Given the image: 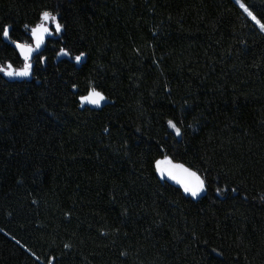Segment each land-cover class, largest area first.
Segmentation results:
<instances>
[{
    "label": "trees",
    "instance_id": "16d2710c",
    "mask_svg": "<svg viewBox=\"0 0 264 264\" xmlns=\"http://www.w3.org/2000/svg\"><path fill=\"white\" fill-rule=\"evenodd\" d=\"M45 10L30 78L0 73V264H264V33L236 0H0V66Z\"/></svg>",
    "mask_w": 264,
    "mask_h": 264
},
{
    "label": "snow or ice",
    "instance_id": "6c2138e0",
    "mask_svg": "<svg viewBox=\"0 0 264 264\" xmlns=\"http://www.w3.org/2000/svg\"><path fill=\"white\" fill-rule=\"evenodd\" d=\"M237 4L244 10V12L256 23L261 32H264V22H261L252 11L249 10L241 0H236ZM54 26L55 33H60L62 30V25L59 22L58 16L50 11H42L39 14V22L35 26L30 28L31 38L35 43V49H39L41 44L44 42L45 35H52L53 32L49 28V24ZM25 27H28L27 25ZM10 28L11 25L5 24L2 27V35L5 39L10 38ZM16 49L19 51L20 55L23 57L24 64L22 68H13L11 63H8L6 67L0 66V72H3L5 76L8 77H27L31 73L32 64L30 63V57L32 52L35 50L31 44L20 43L18 41H13ZM60 53L67 55L65 50L62 48ZM58 53V54H60ZM85 54L80 53V55L75 57L77 63L80 62L81 57ZM43 60V58H41ZM76 88L77 85H72ZM106 97L104 94L97 90L94 86H89L86 89V94L78 97L81 106L85 104L100 106L101 102L104 101ZM167 124L172 128L176 135L181 134V130L172 121L168 120ZM155 168L158 173L163 175H168L171 179L180 183L186 193H190L193 197L197 196L198 193L204 189V181L195 173L185 168L182 164H173L169 157L164 156L163 159H157L155 161ZM219 191V190H218ZM67 247V245H66Z\"/></svg>",
    "mask_w": 264,
    "mask_h": 264
},
{
    "label": "rangeland",
    "instance_id": "374dc122",
    "mask_svg": "<svg viewBox=\"0 0 264 264\" xmlns=\"http://www.w3.org/2000/svg\"><path fill=\"white\" fill-rule=\"evenodd\" d=\"M239 5V4H238ZM240 6V5H239ZM242 9V8H241ZM243 10V9H242ZM244 11V10H243ZM245 13V12H244ZM53 14H55V13H53ZM246 14V13H245ZM56 15V14H55ZM247 15V14H246ZM248 16V15H247ZM249 17V16H248ZM250 18V17H249ZM251 19V18H250ZM252 20V19H251ZM253 21V20H252ZM253 23H255L254 21H253ZM255 25H256V23H255ZM257 26V25H256ZM258 27V26H257ZM49 28H50V30L53 32V34L52 35H45V39H44V42L41 44V46H40V48L39 49H35V43H34V41L32 40V42L31 43H28V44H31L32 46H33V48L35 49L33 52H32V54H31V57H30V63L32 64V57H33V55L35 54V53H37L42 47H43V45H44V43H45V40L48 38V37H53V36H58L60 33H55V31H54V26L53 25H51V23L49 24ZM259 28V27H258ZM260 30V29H259ZM264 33V32H263ZM13 43V42H12ZM13 45L15 46V44L13 43ZM19 52V51H18ZM66 52V51H65ZM60 53V52H59ZM67 53V52H66ZM20 54V53H19ZM21 56V55H20ZM62 56H67V57H69V55L67 54V55H65V54H63V53H60V54H58V57H62ZM22 57V56H21ZM84 57L85 56H83V57H81V60H80V62L81 61H83V59H84ZM23 58V57H22ZM76 61V60H75ZM79 62V63H80ZM23 64H24V60H23ZM7 66V65H6ZM6 66H2V67H6ZM23 67V65L21 66V67H13V68H22ZM4 77H6L7 79H17V80H21V79H28V78H30V76H31V73H30V75L29 76H27V77H8V76H5L4 74H3V72H0Z\"/></svg>",
    "mask_w": 264,
    "mask_h": 264
},
{
    "label": "water",
    "instance_id": "95a60500",
    "mask_svg": "<svg viewBox=\"0 0 264 264\" xmlns=\"http://www.w3.org/2000/svg\"><path fill=\"white\" fill-rule=\"evenodd\" d=\"M173 164H178V163H175V162H172ZM185 167V166H184ZM185 168H187V167H185ZM187 169H189V168H187ZM190 171H192L191 169H189ZM192 172H194V171H192ZM196 173V172H195ZM197 174V173H196ZM159 175H160V178L161 179H163V180H166L167 182H169V183H171V184H173V185H176L177 187H179V188H181L183 191H184V189H183V187H182V185L180 184V183H177V181L176 180H174V179H171L168 175H161L160 173H159ZM198 175V174H197ZM200 178H201V176L200 175H198ZM202 179V178H201ZM185 192V191H184ZM185 194L186 195H188V196H190V197H193L190 193H186L185 192ZM205 194V188L203 189V190H201L199 193H198V195L197 196H195V197H199V196H203Z\"/></svg>",
    "mask_w": 264,
    "mask_h": 264
}]
</instances>
